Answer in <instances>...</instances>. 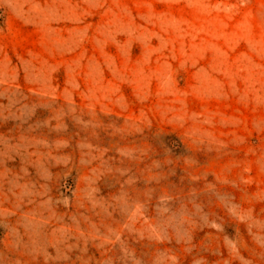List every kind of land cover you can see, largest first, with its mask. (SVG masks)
<instances>
[{"label": "rangeland", "instance_id": "rangeland-1", "mask_svg": "<svg viewBox=\"0 0 264 264\" xmlns=\"http://www.w3.org/2000/svg\"><path fill=\"white\" fill-rule=\"evenodd\" d=\"M0 264H264V0H0Z\"/></svg>", "mask_w": 264, "mask_h": 264}]
</instances>
